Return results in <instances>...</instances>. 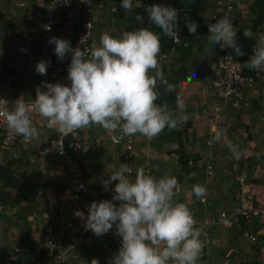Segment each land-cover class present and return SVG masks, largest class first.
Masks as SVG:
<instances>
[{
  "label": "crops",
  "instance_id": "1",
  "mask_svg": "<svg viewBox=\"0 0 264 264\" xmlns=\"http://www.w3.org/2000/svg\"><path fill=\"white\" fill-rule=\"evenodd\" d=\"M37 1L45 9L52 0H0L3 53L0 67L7 74L3 92L10 104L17 100L32 102L37 87L45 90L42 81L54 77L52 72L37 73L28 66L27 58L19 54L24 38L35 35L42 27L35 17ZM218 1L221 0H141V7H134L128 13L120 6V0H89L93 40L97 43L104 32L118 36L124 30L150 27L160 33L159 64L164 78L176 88L166 93L161 87L162 95L157 103L167 102L175 112L177 96L181 95L188 120L151 140L139 133L131 135L137 152L131 162L124 160V145L110 141L111 136L122 135L119 129L107 131L98 125L79 129L76 139L90 147L82 157L88 195L74 191L69 172L57 156L56 132L42 116H34L33 125L39 136L27 144L5 146L0 137V264L7 261L18 244L24 248L21 264H50L51 259L44 251L45 242L49 238L64 240L67 236L60 219L62 212L83 214L72 220L74 231L78 232L87 215V206L92 201L110 199L117 182L113 181L106 191L101 181L116 171L120 163L132 167L129 176L133 179L139 167L157 178L164 174L175 176L178 186L174 199L186 203L198 223L213 221L221 213L232 219V227L209 224L205 235L197 227L204 245L198 264H264V216L245 219L239 213L245 207L264 211V71L245 67L255 40L243 35L249 27L257 35L264 33V0H239L231 12L216 17L227 15L233 20L238 29L237 43L245 53L235 57L243 77L240 93L244 101L238 108L232 107L230 99H213L209 89L211 81L218 76L215 67L221 53L228 49L217 45L212 50L207 40V25L216 20L212 17ZM161 3L178 10L177 41L163 35L148 20L144 6ZM137 13L144 17L142 24L135 19ZM185 17L199 24V38L187 31ZM191 72L195 73L194 80L187 83L186 77ZM215 105L222 108V129L226 139L238 146L239 158L233 156L224 139L207 146L213 136L203 111ZM209 165L211 175L206 168ZM193 185L206 188L204 203L191 192ZM244 232L249 237H244ZM114 233L115 227L105 234L111 251L80 247L67 255L65 264H90L93 258L100 264H109L120 245V237Z\"/></svg>",
  "mask_w": 264,
  "mask_h": 264
},
{
  "label": "clouds",
  "instance_id": "2",
  "mask_svg": "<svg viewBox=\"0 0 264 264\" xmlns=\"http://www.w3.org/2000/svg\"><path fill=\"white\" fill-rule=\"evenodd\" d=\"M120 6L130 13L134 7H141V0H120ZM144 8L150 24L158 27L163 35L179 40L177 9L163 3ZM135 19L141 24L144 22L139 13ZM185 24L187 31L199 38V24L187 17ZM45 27L50 30V25ZM207 27L212 50L217 45L227 46L235 57L245 55L237 43L238 29L229 16L218 18ZM243 35L255 40L245 67L264 71V33L257 35L249 27ZM160 41V33L150 27L124 30L118 36L104 32L99 42L93 40L87 49L73 48L67 39L50 37L48 43L54 45L53 51L59 60L70 54L67 69L70 83L42 81L45 90L37 87L32 104L17 100L14 109H4V120L13 132L28 140L39 136L29 115L33 109L58 131L98 125L107 131L119 129L122 136L139 133L151 140L166 129H175L178 123L188 120V115L183 111L186 104L180 97L176 99L175 112L167 102L157 103L162 95L161 87L166 93L176 88L163 76L158 60ZM48 67L49 62L41 60L35 71L44 75ZM194 75L191 72L185 82L193 81ZM222 139L233 156L239 158L238 146L226 139L223 129H217L209 143ZM131 172L129 164L120 163L116 171L101 181L106 191L113 181L117 182L111 199L92 201L87 206L86 231L99 237L115 225L114 234L121 238L109 264H198L204 248L201 231L195 226L190 207L174 199L177 178L169 174L157 178L139 167L133 179L128 175ZM191 192L203 198L206 188L193 185ZM82 215L76 212V216ZM90 264L100 262L93 258Z\"/></svg>",
  "mask_w": 264,
  "mask_h": 264
},
{
  "label": "built area",
  "instance_id": "3",
  "mask_svg": "<svg viewBox=\"0 0 264 264\" xmlns=\"http://www.w3.org/2000/svg\"><path fill=\"white\" fill-rule=\"evenodd\" d=\"M63 2L64 0H52L45 9L41 2L37 1L35 3V17L42 23V27L40 31L34 33L35 35L26 36L24 38L23 44L19 47V54L27 58L28 66L33 69H35V66L39 61H48L49 67L47 68V72H52L54 77L52 80L46 82H59L67 85L69 82L66 78V71L70 64V54L66 55L63 60H59L53 51L54 45L49 44L48 40L50 37L67 39L70 41L73 48L87 49L93 40V17L92 11L89 8V0H69L67 4ZM237 2H239V0L218 1L216 14L212 18L217 19L216 17L218 14L231 12ZM48 25H50V30H46L45 26ZM174 41L177 40L174 39ZM229 56H232L233 58L229 59ZM240 66V63L235 59L232 51L226 48L223 49L217 66L215 67L218 76L211 81L209 86L210 94L213 99H230L233 108H238L241 105L244 98L240 93L243 83ZM6 82L7 74L4 69L0 67V137L2 143L5 146L27 144L29 140L13 132L4 120V109H14L16 107V103L10 104L3 92ZM248 82L251 83L252 80L249 79ZM177 97L182 99L181 95H178ZM24 102L29 105L32 104V102ZM29 115L33 121L34 116L39 115V112L38 110L33 109L29 112ZM203 115L207 120V125L212 136L217 129H222L220 118L222 116L221 106L215 105L211 109L203 111ZM45 122H47V125L49 126L48 121L46 120ZM51 127L56 132L55 146L57 149V156L69 172L71 185L74 188V191L80 195L90 194V190L84 182L85 174L82 166V157L89 152L90 147L76 139L79 129L58 131L55 126ZM110 141L115 145H124V160L126 162H131L137 156L134 147V140L131 136H111ZM209 141L210 140L207 141V146L212 145ZM99 151H101V149H99ZM211 167V165L206 167L209 175L212 173ZM112 194L110 195V199ZM198 200L202 203L205 202L204 197L198 198ZM114 203L118 204L119 202ZM239 213L241 217L245 219L257 215L264 216V211L253 210L249 207H245L240 210ZM75 216L76 215L69 213L67 210H64L60 219L63 221L67 236H65L64 240L49 238L45 242L44 251L46 256L51 259L50 264H65L67 255L80 247H95L101 250L111 251L109 240L105 234L97 237L90 230H85L84 223L86 216L82 220L81 229L78 232H75L74 221H72ZM216 217L217 218L213 221L205 220L201 223H198L195 220V226L203 229V235H205L204 230L212 223L223 225L225 227L233 226L232 219L227 217L225 213H221ZM113 227H115V225ZM243 235L244 237H249L247 232H244ZM251 240L253 242L255 241L254 238H251ZM23 251L24 248L20 244L16 245L13 253L4 264H21L20 255Z\"/></svg>",
  "mask_w": 264,
  "mask_h": 264
}]
</instances>
